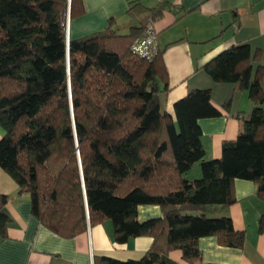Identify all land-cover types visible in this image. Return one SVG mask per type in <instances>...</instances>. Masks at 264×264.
<instances>
[{"label":"trees","instance_id":"16d2710c","mask_svg":"<svg viewBox=\"0 0 264 264\" xmlns=\"http://www.w3.org/2000/svg\"><path fill=\"white\" fill-rule=\"evenodd\" d=\"M165 9L173 7L134 0L127 15L136 25L127 34L110 21L68 40L67 21L81 14L82 0H0V168L29 196L37 221L62 238L108 221L119 244L153 239L140 260L95 264H176L167 256L173 249L194 263L205 237L242 249L244 233L230 218L206 212L235 202V180L253 183L264 200V65L253 70L242 45L203 67L213 82L246 90L252 103L247 120L237 118L236 140L222 144L219 160H206L199 122L221 116L211 91H190L171 116L162 109L169 91L162 51L150 62L131 51ZM196 163L201 178L189 181ZM8 200L0 196V240ZM141 206H157L161 217L140 222Z\"/></svg>","mask_w":264,"mask_h":264},{"label":"crops","instance_id":"0c3cea01","mask_svg":"<svg viewBox=\"0 0 264 264\" xmlns=\"http://www.w3.org/2000/svg\"><path fill=\"white\" fill-rule=\"evenodd\" d=\"M134 0H82L81 14L68 19L67 39H79L102 31L110 21L119 34H127L135 20L127 15ZM151 9L160 3L172 6L153 22L169 91L162 97V109L173 116V105L190 91L209 89L213 106L221 116L199 122L201 143L206 160L221 158L222 144L235 141L240 116L247 120L252 109L248 92L237 85L215 83L203 67L225 50L247 45L250 66L264 65V0H141ZM264 87V81L261 83ZM242 115V116H241ZM3 131L0 128V139ZM185 178H201L196 163ZM255 185L235 180V202L225 208L211 207L209 218H230L236 231L244 233L242 249L221 246L215 237L199 240L200 260L182 259L180 250H170L168 259L176 264H264V200L257 196ZM8 196L4 212L9 216L7 238L0 240V264H95L106 257L118 261L140 260L150 249L148 236L130 238L119 244L113 240L110 222L90 226L73 238H62L41 225L31 213L27 194H18L17 184L0 168V196ZM161 217L158 207L141 206L140 222Z\"/></svg>","mask_w":264,"mask_h":264},{"label":"built area","instance_id":"2783aa9c","mask_svg":"<svg viewBox=\"0 0 264 264\" xmlns=\"http://www.w3.org/2000/svg\"><path fill=\"white\" fill-rule=\"evenodd\" d=\"M68 42V40H67ZM132 53L147 61H152L158 52V43L155 29L148 25L143 35L131 46Z\"/></svg>","mask_w":264,"mask_h":264},{"label":"rangeland","instance_id":"374dc122","mask_svg":"<svg viewBox=\"0 0 264 264\" xmlns=\"http://www.w3.org/2000/svg\"><path fill=\"white\" fill-rule=\"evenodd\" d=\"M194 167V166H193ZM150 207H157V206H150Z\"/></svg>","mask_w":264,"mask_h":264}]
</instances>
